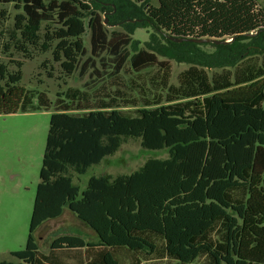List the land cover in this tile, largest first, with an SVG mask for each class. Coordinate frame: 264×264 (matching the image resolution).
<instances>
[{
  "label": "trees",
  "instance_id": "obj_1",
  "mask_svg": "<svg viewBox=\"0 0 264 264\" xmlns=\"http://www.w3.org/2000/svg\"><path fill=\"white\" fill-rule=\"evenodd\" d=\"M0 1L21 9L6 49L25 58L33 50L52 51L67 75L86 53L82 36L87 26L94 56L109 51L118 67L130 57L136 71L167 65L154 50L132 55L126 50L137 27H153L151 37L165 40L172 55L207 66H235L264 51V8L256 0H157L155 5L149 0ZM106 18L127 31L108 33ZM204 44L213 45L215 53L203 51ZM15 62L11 72L0 66V114L18 112L25 101L23 62ZM169 91L170 104L145 103L134 116L108 104L83 114L65 109L51 114L26 247L11 252L17 261L0 264H36V230L66 211L95 232L97 243L63 234L51 241L52 250L125 246L151 255L155 243L138 234L149 230L164 237L167 257L179 264L203 256L210 264H264V70L210 82L191 67L182 85ZM129 138L139 139L146 149H167L168 156L148 158L129 174L92 175L84 189L74 184L72 172L85 174ZM239 188L248 191L244 203L230 194ZM217 223L224 230L219 244L205 238ZM85 264L118 261L107 251Z\"/></svg>",
  "mask_w": 264,
  "mask_h": 264
},
{
  "label": "rangeland",
  "instance_id": "obj_2",
  "mask_svg": "<svg viewBox=\"0 0 264 264\" xmlns=\"http://www.w3.org/2000/svg\"><path fill=\"white\" fill-rule=\"evenodd\" d=\"M256 1L259 8H264V0ZM149 3L155 5L157 0H149ZM2 12H5V17L0 16V66L4 65L11 72L17 69L15 61L23 62L21 85L26 89V97L18 112L0 114V260L17 261L11 252L26 247L53 112L65 109L70 113L83 114L108 104L134 116L145 103L170 104L167 101L171 95L169 87H180L184 73L191 67L202 70L210 82L221 79L234 81L248 70H264V51L252 54L235 66H207L184 55H172L165 40L155 35L151 37L154 30L150 26L137 27L131 31L133 40L126 50L131 55L140 49L154 50L160 60L167 61L166 68L154 65L136 71L130 57L122 67H118L117 59L111 52L105 51L97 56L92 54L91 33L87 26L82 36L86 53L80 56L76 70L67 75L60 64L53 60L52 51L33 50V56L30 58H25L16 50L8 51L6 46L9 45L14 18L21 9L16 8L15 3L0 1V13ZM105 24L108 33L112 30L128 29L122 23L108 24V18ZM200 47L209 54L216 51L210 44ZM187 101L188 99H179L176 102ZM188 110H191V107ZM167 156V149H146L142 147L139 139L129 138L115 154L92 165L85 174L72 172L73 181L84 189L92 175L129 174L148 158ZM230 194L235 202L244 203L248 191L239 188L231 190ZM63 234L80 235L97 243L95 232L73 213L66 211L56 219L45 221L36 230L35 236L39 246L36 264H84L97 261L99 255L102 256L107 251L112 253L119 264H179L178 261L167 258L164 237L153 231L138 232L155 243L156 248L151 255L145 250H131L125 246L89 247L80 251L52 250L51 241ZM205 238L215 244L222 243L224 230L220 223H217ZM104 249L105 251L99 253ZM182 264H210V260L203 256L192 263Z\"/></svg>",
  "mask_w": 264,
  "mask_h": 264
},
{
  "label": "water",
  "instance_id": "obj_3",
  "mask_svg": "<svg viewBox=\"0 0 264 264\" xmlns=\"http://www.w3.org/2000/svg\"><path fill=\"white\" fill-rule=\"evenodd\" d=\"M106 22V21H105ZM175 41L191 40L198 43L213 42V43H224L229 40H217L212 38H173Z\"/></svg>",
  "mask_w": 264,
  "mask_h": 264
},
{
  "label": "crops",
  "instance_id": "obj_4",
  "mask_svg": "<svg viewBox=\"0 0 264 264\" xmlns=\"http://www.w3.org/2000/svg\"><path fill=\"white\" fill-rule=\"evenodd\" d=\"M95 247H101V248H103L102 246H95ZM84 248H89V247H83V248H74V250H83ZM103 251H105V249L104 250H101L99 253H101V252H103ZM100 258H101V256L99 255V258H98V260L97 261H99L100 260ZM168 258V257H167ZM118 261V260H117ZM90 262H92V261H90ZM85 263H88V262H85ZM84 263V264H85ZM118 264H119V262H118Z\"/></svg>",
  "mask_w": 264,
  "mask_h": 264
}]
</instances>
